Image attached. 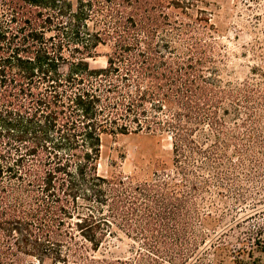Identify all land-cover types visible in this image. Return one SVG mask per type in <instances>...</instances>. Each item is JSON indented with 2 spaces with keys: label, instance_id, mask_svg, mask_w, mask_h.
Returning a JSON list of instances; mask_svg holds the SVG:
<instances>
[{
  "label": "trees",
  "instance_id": "trees-1",
  "mask_svg": "<svg viewBox=\"0 0 264 264\" xmlns=\"http://www.w3.org/2000/svg\"><path fill=\"white\" fill-rule=\"evenodd\" d=\"M203 5L0 0V264L81 258L115 229L145 264L184 263L196 199L238 186L264 148V91L222 80ZM101 47L106 65L92 67ZM142 133L172 138L173 168L101 176L103 137Z\"/></svg>",
  "mask_w": 264,
  "mask_h": 264
},
{
  "label": "rangeland",
  "instance_id": "rangeland-1",
  "mask_svg": "<svg viewBox=\"0 0 264 264\" xmlns=\"http://www.w3.org/2000/svg\"><path fill=\"white\" fill-rule=\"evenodd\" d=\"M203 1L215 28V45L223 57L222 80L233 85L250 80L264 91V0ZM108 51L101 47L99 56L90 60L91 66L105 67ZM258 119L255 134L263 144L264 116ZM239 160L235 157L233 162L238 164ZM245 164L248 170L235 173L238 186L207 188L208 192L196 199L191 221L194 233L190 235L193 246L183 264H264V148L259 147L255 159ZM172 168L169 135L103 137L99 161L103 177L122 175L145 182L154 173ZM203 175L208 179L207 173ZM115 231L117 236L104 241L98 251L86 244L88 251L81 258L70 256L60 262L23 256L20 264H145L142 244Z\"/></svg>",
  "mask_w": 264,
  "mask_h": 264
}]
</instances>
